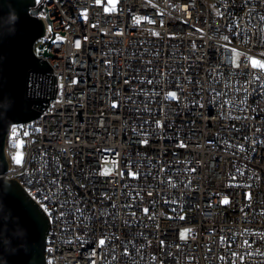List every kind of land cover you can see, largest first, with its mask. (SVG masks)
I'll use <instances>...</instances> for the list:
<instances>
[{
    "label": "built area",
    "instance_id": "built-area-1",
    "mask_svg": "<svg viewBox=\"0 0 264 264\" xmlns=\"http://www.w3.org/2000/svg\"><path fill=\"white\" fill-rule=\"evenodd\" d=\"M34 1L51 71L5 178L52 213L46 264H264V0Z\"/></svg>",
    "mask_w": 264,
    "mask_h": 264
},
{
    "label": "water",
    "instance_id": "water-1",
    "mask_svg": "<svg viewBox=\"0 0 264 264\" xmlns=\"http://www.w3.org/2000/svg\"><path fill=\"white\" fill-rule=\"evenodd\" d=\"M34 6V0H0V264H46L49 219L16 180L5 178L11 126L40 115V103L29 95L30 76L51 71L40 58L47 51H35L45 26Z\"/></svg>",
    "mask_w": 264,
    "mask_h": 264
},
{
    "label": "snow or ice",
    "instance_id": "snow-or-ice-1",
    "mask_svg": "<svg viewBox=\"0 0 264 264\" xmlns=\"http://www.w3.org/2000/svg\"><path fill=\"white\" fill-rule=\"evenodd\" d=\"M118 2H119V0H107V6L104 7V6L102 5V0H95V4H97V5H101V6H102V10L105 11V12H107V13H112V12L117 11V4H118ZM149 3H151V0H149ZM39 15H40L41 19H46V17L43 15V13H40ZM221 15H222V13H221ZM82 16H83V18H84L85 20L88 19V11H87L86 9L82 12ZM49 31H51V28H50V27H49ZM156 35H159V33H156ZM85 39H87V38L85 37ZM223 39H224V40H227L228 37L225 36V37H223ZM42 43H43V42H42ZM75 46H76L77 48H80V46H81L80 41H76V42H75ZM35 51H36V54L39 55V53H40L41 51H43V48H42V47H41V48H36ZM252 64H253V66H255V67H258V68L264 69V63H262V62H261L260 60H258V59H253V60H252ZM170 95H171L172 97H176V93H175V92H171ZM157 123H158V126L163 127V125L160 124V122H157ZM16 130H17V129H16V125L13 124V125L11 126V133H12V136H13V137H15V135H16ZM141 143H142L143 145L147 146L148 143H149V141L145 139V140H141ZM261 143H264V141H262ZM181 146H182V147H186L187 145H185V144H183V142H181ZM15 163H16L17 165H20V164L22 163V160H21V157H20V156H16V157H15ZM192 171H195V170L192 169ZM129 175H131V176H133V177H136L138 174H137L136 172H130ZM149 195H151V193H149ZM247 198H248V199L251 198L250 193L247 194ZM220 203L223 204V205H225V206H228V205L230 204V199H229L227 196H225V197L220 201ZM43 211H44L45 213H47L48 215H51V214H52V213L50 212V210H49L48 207H44V208H43ZM143 211H144L145 213H148L149 209L144 208ZM181 218L183 219V217H181ZM187 231H188L187 229L184 230V232H187ZM184 232H181V233H180V237H181V238H184ZM160 243L163 245V244H164V241L162 240ZM245 243H247V242H245ZM98 244H99L101 247H103V246H105V244H106V240H105L104 238H101V239L98 240ZM129 254H130V253H129ZM234 255H235V254H234ZM92 264H95V261H93Z\"/></svg>",
    "mask_w": 264,
    "mask_h": 264
},
{
    "label": "rangeland",
    "instance_id": "rangeland-1",
    "mask_svg": "<svg viewBox=\"0 0 264 264\" xmlns=\"http://www.w3.org/2000/svg\"><path fill=\"white\" fill-rule=\"evenodd\" d=\"M235 61H236V63H238V61H239V56L238 55L236 56ZM16 156H20L21 157V160H22V157H23L22 144H20V147H19V149L16 152ZM184 230H182L181 232H184ZM188 235H189V232L188 231L187 232H184V238L183 239L188 238Z\"/></svg>",
    "mask_w": 264,
    "mask_h": 264
}]
</instances>
